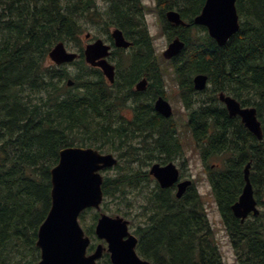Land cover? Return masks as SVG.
Here are the masks:
<instances>
[{
  "label": "trees",
  "instance_id": "1",
  "mask_svg": "<svg viewBox=\"0 0 264 264\" xmlns=\"http://www.w3.org/2000/svg\"><path fill=\"white\" fill-rule=\"evenodd\" d=\"M154 1L159 8L180 10L183 18H194L204 3ZM236 10L240 28L224 46L199 28L196 36L183 34L185 48L171 65L183 69L176 80L186 83L189 92H194L191 78L205 74L213 94L224 93L242 107L256 109L261 140L238 118H228L216 97L198 107L188 104L186 126L202 158L217 162L209 170L208 182L226 228L235 239L247 236L238 244L240 264H264V0H238ZM145 11L142 0H0V264H38L37 232L50 209L51 170L61 150L83 147L114 153L119 160L116 169H122L104 179L102 191L104 199L120 200L118 205L126 206L130 205L125 203L127 189L149 178L147 172L127 167L137 161L138 151L151 153V158L160 152L163 161L183 155L171 120L159 116L149 120L142 107L135 109L131 123L137 125L135 130L155 131L157 125L160 129L138 146L122 116L126 87L118 81L110 86L98 69L83 60L80 35L84 23L90 22L100 24L110 41L111 28L133 42L126 65L133 69L131 80L159 65L143 19ZM59 42L67 49L77 47L81 57L68 65H53L48 53ZM69 66L77 67L78 73L71 76ZM157 82L161 84L160 79ZM208 101L212 104L206 105ZM248 162L261 212L241 223L231 206L241 194ZM147 202L143 214L148 220L157 214L161 218L150 222L144 232L135 231L139 255L155 264H224L194 188L178 200L170 190L156 188ZM85 232L92 235L93 229Z\"/></svg>",
  "mask_w": 264,
  "mask_h": 264
},
{
  "label": "water",
  "instance_id": "2",
  "mask_svg": "<svg viewBox=\"0 0 264 264\" xmlns=\"http://www.w3.org/2000/svg\"><path fill=\"white\" fill-rule=\"evenodd\" d=\"M237 0H206L201 13L195 18L194 25L207 29L208 35L222 47L239 30V18L236 11ZM166 18L174 25L184 24L178 13L168 11ZM89 35H86V39ZM114 47L127 49L131 46L120 30L111 33ZM184 42L175 38L163 52L165 59H171L184 49ZM111 54V46L101 39L88 43L84 47L83 57L87 65L98 68L110 83L114 82L115 68L107 58ZM80 55L68 51L62 42L55 44L48 53L49 60L55 66L72 63ZM207 76L198 74L193 78L194 89L202 91L206 88ZM71 80L67 85L71 86ZM146 81L137 84L143 90ZM219 100L226 106L230 117L238 116L244 127L258 140L262 139L261 124L256 109L241 108L233 98L219 94ZM156 112L164 118L172 115L167 101L162 97L154 104ZM118 164L112 154H101L93 148L69 147L59 152L58 163L51 170V205L38 228L36 246L40 250L38 264H96L104 251L109 254L111 264H150L142 260L136 253L137 238L128 230V222L120 216L111 217L101 213L95 226V236L104 240L106 247L98 245L91 255L87 249L91 240L81 228L78 217L86 209L100 210L103 201L100 173L103 169ZM250 163L243 171L244 186L242 192L232 206L234 217L243 222L248 215L257 216L260 210L254 198L250 182ZM158 185L164 189L176 184V198H181L191 185L190 180L179 182V171L172 162L166 165L153 164L149 170Z\"/></svg>",
  "mask_w": 264,
  "mask_h": 264
},
{
  "label": "rangeland",
  "instance_id": "3",
  "mask_svg": "<svg viewBox=\"0 0 264 264\" xmlns=\"http://www.w3.org/2000/svg\"><path fill=\"white\" fill-rule=\"evenodd\" d=\"M142 3L145 6L146 9V15L144 17L145 23L147 25V28L149 30V35L152 37V46L155 54L158 56H161L162 52L166 49V46L168 44V39L165 33L162 32L163 29H161V24L158 21L157 12L155 10V1L154 0H142ZM104 6V5H102ZM85 28L82 31L80 35L81 40V47L84 48V46L87 43L93 42L95 39H101L103 42L107 43L108 35L106 32H104L101 28L100 24L93 25L90 22L84 23ZM112 29H109V33H111ZM168 33L172 32L171 30L166 31ZM90 35V38L88 40H85L86 34ZM193 36L198 35V31H194ZM71 52L78 51V48L76 47L74 49H69ZM129 52L119 53L113 56V64L121 65V69L124 70L123 67H126L127 62L130 58ZM162 66H165L164 63H162ZM167 66V65H166ZM67 71L71 76L78 73L77 67L75 66H69L66 68ZM171 75H166L165 81H166V96L167 101L171 105V108L173 110V114L171 117V122L175 125V128L178 133L180 145L183 151V154L186 156V162L185 164H180V172H181V178L186 179H193V185L194 189L196 190V193L201 197L204 205V209L206 211L207 218L210 222L211 228L214 232L216 243H218L220 253L222 255V259L224 264H238L230 246L228 245V242H226L225 238V231L223 230L222 221L220 219V215L218 212V207L216 205V202L214 200V197L212 195L209 182L207 180L206 171L208 170V167L211 162H208L207 164L202 163L200 158V153L197 149H195L194 142L190 136V132L186 126V123L188 121V117L191 113V108H186L179 100L177 89L174 87V80L170 78ZM208 93L206 92V96H211L210 86L208 87ZM202 97L203 101V95L199 96V99ZM193 100V99H192ZM194 102V101H193ZM199 102L195 101L194 104H190L189 107H198L195 106ZM219 106V105H218ZM122 111V110H121ZM122 116H126L122 112ZM135 143L136 139L134 140ZM139 146V145H138ZM114 154V153H111ZM156 161L160 162H167L162 160V155L159 154L155 157ZM131 161L130 159H128ZM127 160L122 161L123 163H126ZM128 162V161H127ZM131 161L127 167L131 169H137L145 171V169H140L137 163H134L135 165H132ZM179 165V164H178ZM122 169V168H120ZM120 169L116 168H108L101 172L103 178H112L120 173ZM130 170V169H129ZM148 169H146L147 171ZM152 178H148L150 180ZM146 181L143 183H140L137 188H128L126 191V195L128 198L125 197V199L130 203L129 206L124 205H118L121 201L116 200L114 201L111 198H105L103 200V204L101 205V212L106 213L109 216H121L125 219L132 220L133 221V228L135 226H138V220L141 219V214H143L144 208L146 205H148L147 198L145 196H142V191L147 192V195L149 191L154 190L156 183L152 179V181ZM139 187H141L139 189ZM261 208V207H260ZM119 209V212H116V210ZM100 213L96 211L95 209H88L87 211L83 212L82 215L79 217L80 225L83 229L86 231H90L91 229H94L95 226V217H97V214ZM135 219V220H134ZM107 257H105V262L102 261L101 264H110L106 262Z\"/></svg>",
  "mask_w": 264,
  "mask_h": 264
},
{
  "label": "flooded vegetation",
  "instance_id": "4",
  "mask_svg": "<svg viewBox=\"0 0 264 264\" xmlns=\"http://www.w3.org/2000/svg\"><path fill=\"white\" fill-rule=\"evenodd\" d=\"M205 1L204 0V3H203V6L205 4ZM203 6L201 7L199 13L194 17V18H189V17H186V18H183L184 16H182L180 10L176 9V8H171V9H162V8H159L157 7V5H155V10L157 12V16H158V21L160 22V24L162 25L161 26V29L163 33H165V35L167 36V39H168V44L167 46L171 43V41H173L175 38H178L180 39L181 41H184L182 38H183V34L184 35H192L193 36V32L194 31H197V29L199 28H202V26H199V25H194V20L195 18L201 13V10L203 8ZM163 11V12H162ZM168 11H174L176 13H178L181 21L184 23L183 25L180 24V25H174L172 23H169L167 18H166V13ZM146 12V11H145ZM188 13V12H187ZM147 14V13H146ZM145 17V16H144ZM144 19V18H143ZM145 21V20H144ZM165 21L166 24H169L168 26V29H164L166 27L165 23L163 22ZM196 28H194V27ZM168 30H171L172 32L168 33L166 31ZM127 41L131 42L132 43V46H133V42L130 41L129 39H127ZM185 42V41H184ZM108 45H110L111 47L113 46V41H108L107 42ZM131 46V47H132ZM166 46V48H167ZM119 49H116V48H113V51L111 53V55L109 56L108 58V62L111 63L114 67H115V76H114V83L116 81H118L119 83H121L122 85H124L126 87V91H125V95L127 96V98H125L123 100L124 102V108L122 109V112L124 114H126V116L124 115L123 118L125 119L126 121V124L129 126V131H130V134H132V136L136 137V142L137 144H141V142L147 137V138H152L153 136H155L157 134V131L160 129L159 125L156 126L155 128V131L153 129H145V128H140V130H135V127L137 125H134V124H131L133 119H135L134 115H135V109L138 107V108H141L143 109V113L146 112V115L149 118V120H153L154 116L156 117H161L160 114H158L155 110V107H154V104L155 102L157 101L158 98H163L165 101H167V94H166V81H165V77L166 75H171L170 78H172V80H174V87L177 89V93H178V97H179V100L180 102L185 106L187 107V105L189 104H194L195 101H198L199 103L203 102L202 101V97L199 99V96L200 95H203V100L206 101L207 99L208 100H211L212 98L216 97L218 99V95L219 93H215L213 94V92H209L211 96H206V92L208 93V90H204L202 92H197L194 90V86H193V77L191 78V84H192V88H193V91H190L187 89L186 87V83H184V85L182 83H179L176 79L180 78L178 75H177V72L180 71V70H183L182 68H176L174 66L171 65V63L173 62V60L176 59V57H178L180 55V53L178 55H176L175 57L171 58V59H168V60H165L163 57H161L163 55V52L161 54V56H158L157 54H155L160 63L159 65H156L155 67H152V68H148L146 70H142V72L139 74V75H136V78H132L131 80V77H133V69H131L130 67L126 66V67H123L124 70L121 69V67H117V64H113L112 63V60H113V56L116 55L114 54L113 55V52L115 51H118ZM124 52H129L130 55H131V51H130V48H127L125 50H123ZM119 53H121L120 51H118ZM117 53V54H119ZM164 59V60H163ZM114 61V60H113ZM115 62V61H114ZM162 63L165 64V66H162ZM167 65V66H166ZM160 79L161 80V84H158L157 80ZM131 80V81H130ZM142 80H145L146 81V84H145V87L143 90H138L137 89V84L142 81ZM111 84L110 86L114 85ZM131 86V87H130ZM119 85L117 87V89L115 88L114 90H116V92L119 91ZM130 87V89H129ZM124 96V93L122 94ZM193 99V100H192ZM194 101V102H193ZM168 102V101H167ZM169 103V102H168ZM210 105L212 103H210V101L207 102L206 105ZM222 105V108L226 111L227 113V116L228 118H232L233 117H229L228 115V112L225 108V106L223 105V103H221ZM143 106H148L150 108V110L146 109L145 107ZM221 108V109H222ZM147 110V111H145ZM234 120V119H233ZM156 121V120H155ZM233 122V121H232ZM231 122V129L233 128V123ZM139 153V156L137 158V161H134L132 162V165H135L134 163H137L136 165H138V167H140V169H145V172H146V169H150V167L155 164V163H159L160 165H165L163 164L162 162L160 161H156L155 157L159 154L158 152L154 154L153 158H151V153L149 154H146L145 152H140L138 151ZM201 158V161L202 163L206 164V161L202 158V156H200ZM170 162H173L175 163V165L177 166L178 170H180V164L182 162V164H185L186 162V156L183 154L182 156H174L173 159H171ZM179 164V165H178ZM217 165L216 164H210V166L208 167V170L211 169L213 170L214 168H216ZM208 170H205L206 172V175L208 176L209 172ZM148 177L151 178V176L147 173ZM186 178H180V180H185ZM191 181H192V185L191 187L187 188L184 195L181 197L183 198L186 193L188 191H191L193 190L194 188V185H193V179L190 178ZM149 181H152V179H150ZM143 183V182H142ZM141 187H139L140 189ZM156 188H159V186L157 185L154 190ZM154 190H151L148 192L149 195H147V192H144L142 191V196H145V198L149 199L151 196H152V193ZM160 191H167V190H170L171 194H173L175 196L176 194V191H177V188H176V185H173L172 187H169V188H164V189H160ZM179 198V199H181ZM178 200V198H176ZM146 213V212H145ZM101 213H98L97 214V220H96V223L99 219V216H100ZM219 215H220V219L222 221V225H223V230L225 231V238H226V242H228V245L230 246L238 264H240V261H239V254H238V244H240L241 242H245L246 240V237L247 236H242L238 239H235V237L231 234V232L228 230V228H226L225 224H224V220H223V217L221 216V213L219 212ZM141 219L138 220V226H135V228H133V221L130 219H126L127 222H128V230L131 234H133L136 238H137V245L135 247V251L137 253V246L139 244V235H136L135 231L137 232L138 230L141 232H144L145 229H149V223L154 220V219H158V218H161L160 215H155L152 219H150V221L148 220L147 218V215L146 214H141ZM248 219H251L250 216L247 218ZM135 220V219H134ZM95 228V227H94ZM138 228V229H137ZM94 231V230H93ZM89 238L91 239V244H92V247L88 250V254H92L93 251L95 250V247H97L98 245H102V246H106V243L104 240H98L94 234H90L88 235ZM137 255L142 259V260H145L147 262H149L150 264H155L154 261L152 262L151 260L142 257L141 255H139L137 253ZM103 256L107 257V260L110 261L109 259V255L104 252L103 253ZM102 256V258H103ZM101 258V260H102ZM98 263V262H97ZM110 263V262H109Z\"/></svg>",
  "mask_w": 264,
  "mask_h": 264
},
{
  "label": "bare ground",
  "instance_id": "5",
  "mask_svg": "<svg viewBox=\"0 0 264 264\" xmlns=\"http://www.w3.org/2000/svg\"><path fill=\"white\" fill-rule=\"evenodd\" d=\"M239 28H240V23H239ZM128 42H129V41H128ZM130 43H131V42H130ZM131 46H132V43H131ZM194 76H196V75H194ZM194 76H193V77H194Z\"/></svg>",
  "mask_w": 264,
  "mask_h": 264
}]
</instances>
